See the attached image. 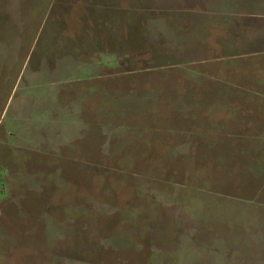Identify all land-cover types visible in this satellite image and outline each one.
I'll list each match as a JSON object with an SVG mask.
<instances>
[{
  "label": "rangeland",
  "instance_id": "374dc122",
  "mask_svg": "<svg viewBox=\"0 0 264 264\" xmlns=\"http://www.w3.org/2000/svg\"><path fill=\"white\" fill-rule=\"evenodd\" d=\"M261 25L264 0H0V264H264V89L236 83Z\"/></svg>",
  "mask_w": 264,
  "mask_h": 264
},
{
  "label": "crops",
  "instance_id": "0c3cea01",
  "mask_svg": "<svg viewBox=\"0 0 264 264\" xmlns=\"http://www.w3.org/2000/svg\"><path fill=\"white\" fill-rule=\"evenodd\" d=\"M230 6H232V4H230L229 7ZM258 13H260V12H256L255 14L258 15ZM246 23H247V21L244 22L245 30H247L249 27H251L253 30H257L259 28V25H260V24L258 26H256V24L254 25L253 21H250L249 24H246ZM261 27H263V29H264V25L263 26L261 25ZM251 40H252V37L250 39L246 38L244 40V49H243V51L239 52V54H242L244 52V54H247L245 56H248V54H249V56L254 55L255 57L263 55L264 54V36H255L254 37V41H256L255 45H253V46L247 45L248 41H251ZM260 62H258L256 64L251 63V65L254 67L253 69H255V71L263 72L264 63L262 62V60H260ZM251 71H250V73H252ZM245 75H246L245 76V80H243L240 83L238 81H236V83L237 84H241V85L244 83V86H245L246 89H248V88L249 89H252V88L253 89H256V88L264 89V78H263V75L252 76V74L249 75L247 70L245 72ZM250 98L251 97H249V95L246 96V100L251 105V108H250L251 112L249 111L250 114H251V117H250L248 123L251 126V128L254 127V128L257 129V125L259 124L260 119H261V124L264 126V120H263V117H264V105H263L264 104V94H260L258 92H255L254 96H253V99L249 100ZM257 104H259V106ZM260 107H261V111H262L261 114L262 115L259 116V121L253 120L252 119V114H255L256 108H260ZM248 110H249V108H248ZM256 118H258V116H256Z\"/></svg>",
  "mask_w": 264,
  "mask_h": 264
},
{
  "label": "trees",
  "instance_id": "16d2710c",
  "mask_svg": "<svg viewBox=\"0 0 264 264\" xmlns=\"http://www.w3.org/2000/svg\"><path fill=\"white\" fill-rule=\"evenodd\" d=\"M113 53H115V52H113ZM114 55H115V58H116V61H117L119 55L117 53H115Z\"/></svg>",
  "mask_w": 264,
  "mask_h": 264
}]
</instances>
